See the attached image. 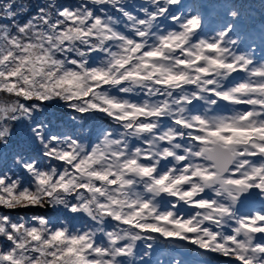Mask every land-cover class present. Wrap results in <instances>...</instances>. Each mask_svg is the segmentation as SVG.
I'll use <instances>...</instances> for the list:
<instances>
[{
  "label": "snow or ice",
  "instance_id": "6c2138e0",
  "mask_svg": "<svg viewBox=\"0 0 264 264\" xmlns=\"http://www.w3.org/2000/svg\"><path fill=\"white\" fill-rule=\"evenodd\" d=\"M240 8L0 4V264H188L160 242L264 264V12Z\"/></svg>",
  "mask_w": 264,
  "mask_h": 264
},
{
  "label": "trees",
  "instance_id": "16d2710c",
  "mask_svg": "<svg viewBox=\"0 0 264 264\" xmlns=\"http://www.w3.org/2000/svg\"><path fill=\"white\" fill-rule=\"evenodd\" d=\"M42 2H43V0H17V3H22V4L26 5V6L31 4V3H42ZM60 2L61 3L75 4V3L80 2V0H60ZM189 2H191V0H189ZM202 2L211 5V4L218 3L219 0H202ZM230 2L236 3L234 0H230ZM249 4H251L252 6H254V5H258V6H255L254 8L252 7L251 9H249V7H247V5H249ZM262 4H264V0H260V2L251 1V2H244L243 4H238V5L241 6V8L239 10L242 13L243 19H246V16L249 17L250 14H252V13H254L256 11H264V8H262ZM28 14H30V13H28ZM31 14H34V13H31ZM25 17L26 16H24V18ZM56 105H58V106H53L52 105L54 107V109H55V114L63 116V118L65 120L68 119L65 116V114L82 115V114L76 113L74 110H71V109L67 108V106L63 105V102H60L59 104H56ZM88 116L92 118L93 122L99 123L103 127L104 126H109V125H113L114 126V122L110 118L104 117V118L101 119V118L94 117V116H91V115H88ZM102 116H103V114H101V117ZM92 139L95 140V136H92ZM15 171L17 172V174H19V170H15ZM0 211H3V209H0ZM33 211H34L35 214H38L37 216H51L53 219L56 218V211H55L54 208H52V206H49L47 208L35 207L33 209ZM61 219L62 220H67V217L66 216H61ZM83 219H84L85 223L88 222L86 217H84ZM77 226H80L79 220L77 221ZM162 247L163 246H157L156 252ZM168 247L172 248L171 245H168L167 248ZM187 247L188 246L185 244V247H183V248H175L174 250H172V253H171L172 255H170V256H174V254H177V253L179 254V252H180V256L183 258V255L186 254L187 251L189 252V254L191 256H198V253L196 251L194 252L193 248L190 247L189 250H188ZM203 260H205V259H203Z\"/></svg>",
  "mask_w": 264,
  "mask_h": 264
},
{
  "label": "rangeland",
  "instance_id": "374dc122",
  "mask_svg": "<svg viewBox=\"0 0 264 264\" xmlns=\"http://www.w3.org/2000/svg\"><path fill=\"white\" fill-rule=\"evenodd\" d=\"M237 4H243L244 2H251V1H255V2H260V0H234ZM7 2V0H0V4H3ZM126 3L129 4L130 6H132L134 8V10H138L140 5L145 3V0H126ZM255 6L258 5H254L252 6L251 4L247 5V7H249V9H251L252 7L254 8ZM248 9V8H247ZM109 11H114L113 9L109 8ZM264 11H256L252 14L249 15V17L246 16V19H243L244 22L247 23H252L255 22L257 25L259 24L260 20H261V14ZM116 15H119V13H115ZM23 16H26L25 19L29 18V14L27 12L23 13ZM3 22V21H0ZM58 106L52 102H49V108L48 111L50 113H55V109L53 106ZM89 114H82V115H69V114H65V116L68 118L67 120H72L73 117H75V120L72 121V123L75 125L76 130L83 136L88 137L90 135V133H93L94 131L98 130L99 127H101V125L99 123L93 122L92 118L88 116ZM104 127H108V126H104ZM45 163H47V161H45ZM11 174V173H9ZM33 208L30 209H21V210H16L12 212V215L14 216H37L38 214H35ZM86 221V220H85ZM87 222V221H86ZM157 246H164L161 253H164V255H162L161 257H164L167 253V243H163L160 242L157 245H155L154 247L157 248ZM190 246L191 245H187ZM194 248V252L196 251L198 253V258L199 257H203L206 256V254L203 252V250H200L198 248H195L196 246L192 245ZM188 248V247H187ZM189 249V248H188ZM171 251V249L169 250ZM160 253V254H161ZM209 256V255H208ZM201 263V262H199ZM189 264V263H188Z\"/></svg>",
  "mask_w": 264,
  "mask_h": 264
}]
</instances>
